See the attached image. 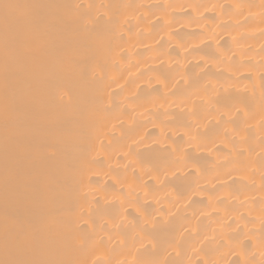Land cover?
<instances>
[{
	"label": "bare ground",
	"instance_id": "obj_1",
	"mask_svg": "<svg viewBox=\"0 0 264 264\" xmlns=\"http://www.w3.org/2000/svg\"><path fill=\"white\" fill-rule=\"evenodd\" d=\"M19 2L59 7L0 31V259L264 264V0Z\"/></svg>",
	"mask_w": 264,
	"mask_h": 264
},
{
	"label": "snow or ice",
	"instance_id": "obj_2",
	"mask_svg": "<svg viewBox=\"0 0 264 264\" xmlns=\"http://www.w3.org/2000/svg\"><path fill=\"white\" fill-rule=\"evenodd\" d=\"M59 7L55 5H36L21 3L19 0H0V31L3 35L5 51V69H7L9 55L18 50L24 43V34L37 31L39 24L35 19V10L39 8ZM75 7L79 8V5ZM8 106L5 105V116L8 117ZM7 186V180L5 181ZM47 231V236L44 232ZM59 240V236L43 227H35L28 231L17 233L14 240V254L9 255L8 241L5 240V258L0 264H76L72 260L45 258Z\"/></svg>",
	"mask_w": 264,
	"mask_h": 264
}]
</instances>
